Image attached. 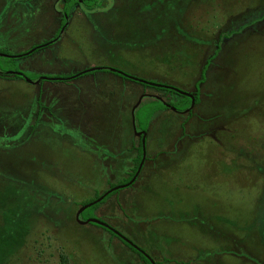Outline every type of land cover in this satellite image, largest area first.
<instances>
[{"label": "rangeland", "instance_id": "rangeland-1", "mask_svg": "<svg viewBox=\"0 0 264 264\" xmlns=\"http://www.w3.org/2000/svg\"><path fill=\"white\" fill-rule=\"evenodd\" d=\"M65 1L0 0V50L44 45L1 57L3 71L36 80L112 67L203 102L194 120L172 109L149 119L161 90L108 69L66 81L0 78V180L14 182L13 210L46 245L47 263L57 264L60 248L71 264L145 262L104 227L79 222L96 218L161 264H264V0H109L79 6L57 38L42 3L60 22ZM139 101L141 172L78 221L82 203L128 177Z\"/></svg>", "mask_w": 264, "mask_h": 264}, {"label": "trees", "instance_id": "trees-1", "mask_svg": "<svg viewBox=\"0 0 264 264\" xmlns=\"http://www.w3.org/2000/svg\"><path fill=\"white\" fill-rule=\"evenodd\" d=\"M84 1H89L90 5H88V10H91L94 8V5L96 7L103 6L105 3H107V0H84ZM98 1V3H96ZM73 3V1H72ZM96 3V4H95ZM72 5V4H70ZM250 18L247 20H254V13L253 11H249ZM256 16V14H255ZM257 16H261L260 18H264V5L259 9V12H257ZM227 34V33H225ZM222 36V35H221ZM227 37V36H226ZM209 60V59H208ZM210 61V60H209ZM208 61V62H209ZM100 69H106V68H100ZM89 71H83L80 73H75L72 75H65L62 76L61 80H69L72 79L80 74L86 73ZM117 73V72H116ZM6 73L3 72L2 76H6ZM121 75V74H120ZM14 77H18L17 75H13ZM72 76V77H71ZM123 76V75H122ZM126 77V76H124ZM205 80V71L202 72L201 75V80L198 82L200 83L201 81ZM169 92V90H167ZM185 100L187 103L190 102V99L188 97H185ZM163 107V105H161ZM156 111V109H152L149 116ZM141 128V127H140ZM144 128V127H143ZM138 155L136 157L135 166L133 168V172L129 175L128 178L123 180L121 183L128 182L131 177L134 175L138 164L141 160V151H142V146L141 143L139 142L138 145ZM2 174L5 176L7 175L6 172L0 171ZM6 183V185H3ZM8 180H6L4 177H1L0 180V191H4L6 194V198L3 199L0 196V264H12L13 262L16 264H49L47 263V257H46V251L44 245L41 241H39L37 238H29V234L32 231L33 226H28L27 222L25 220H21L23 216H26L23 211H20L18 208L17 211L13 210V205L14 201H16V198H14L12 194V187L16 189V186L13 182V184L10 186L7 185ZM114 186V185H112ZM111 186V187H112ZM11 190V194L8 193ZM15 191V190H14ZM115 191V190H114ZM92 201V200H90ZM90 201L84 202L82 204L88 203ZM100 202H97L93 205H91L89 208H94L96 207ZM16 205V203H15ZM26 207V206H25ZM18 220V221H17ZM105 228V227H104ZM107 229V228H105ZM112 235L115 236L113 232H111L109 229H107ZM47 239H50L51 236L48 234L46 235ZM132 251L137 253L139 257L145 261L146 264H152L142 253H140L138 250L133 248L131 245L128 243L124 242ZM50 258V257H49ZM57 264H71L70 257L68 254L64 251L63 248H60L58 251V256H57Z\"/></svg>", "mask_w": 264, "mask_h": 264}, {"label": "flooded vegetation", "instance_id": "flooded-vegetation-1", "mask_svg": "<svg viewBox=\"0 0 264 264\" xmlns=\"http://www.w3.org/2000/svg\"><path fill=\"white\" fill-rule=\"evenodd\" d=\"M45 1H47V0H45ZM57 1V0H56ZM72 1H73V3H72ZM108 2H109V0H107ZM65 9H63L62 10V12L63 13H60L61 15V18H63V21H58V22H56L55 20H54V17H48V15L49 14H51L50 12H49V10L46 8V6H47V4H45L44 2L42 3V5H43V9H44V11H43V15H45L46 17V27H47V29L48 30H51L54 26H57L58 28H56V30L55 31H57L58 32V36H57V38H59V36H61L63 33H64V30H65V27L63 26L64 25V23H65V17H66V20H67V25L69 24V21L72 19V17L73 16H75V17H78V15H79V13L81 12L80 10H79V6H83V7H85V9L86 10H88V5H90L89 3V1H84V0H66L65 2ZM96 3H98V1H96ZM95 3V4H96ZM115 3H116V1H115ZM70 4H72V5H70ZM49 8V7H48ZM95 8H97L95 5H94V8L93 9H95ZM59 12V11H58ZM68 14H69V16H68ZM71 14V15H70ZM52 15V14H51ZM58 15V14H57ZM62 29V30H61ZM61 31V32H60ZM56 38V39H57ZM50 43V42H49ZM42 46H44V45H42L41 43L39 44V45H37V46H34L33 48H31L30 50H25V51H22V52H20V53H17V54H11V53H8V52H5V51H3V50H0V58L1 57H6V58H18V57H21V56H24V55H28V54H31V53H33V52H35V51H37V50H39L40 49V47H42ZM209 60H211V58L209 59ZM208 59H207V61L206 62H208L209 61ZM106 69H108V68H106ZM86 70V69H85ZM3 72H5L6 74V76H2L3 75ZM15 72H22V71H20V70H9V71H3L1 68H0V78H3V79H9V78H13L14 76L13 75H17L18 77H15V78H22V79H24V80H26L25 79V77H28L24 72H22L23 73V75L24 76H20V75H18V74H16ZM207 73V71L205 70V80H203V82L201 81L200 83H204L205 81H206V74ZM130 75H132V74H130ZM72 76H74L73 74H72ZM71 76V77H72ZM134 76V75H133ZM137 77V76H136ZM28 78H30V77H28ZM51 78H55V79H51ZM61 78H63L62 76H55V77H40V78H37L36 80H33V79H31L32 81H28V82H31V83H34V82H39L40 80H43V79H49V80H51V81H64V80H61ZM139 78H142V77H139ZM142 79H144V80H146V81H150V80H148V79H145V78H142ZM27 81V80H26ZM150 82H152V81H150ZM141 83V82H140ZM153 83H157V82H153ZM200 83H197V86L200 84ZM142 84H144V85H151V84H148V83H142ZM157 84H159V85H151V86H154V87H156V88H158L159 90H161L160 92V94H159V98H160V100H161V105H163V107H161V108H159V109H156V111L151 115V117L149 116V119H151L152 117H153V115L156 113V112H158L159 110H163V109H172V110H174V112H176V113H178V114H186V115H184V117H185V119L186 120H194V116H192L193 114H192V110H193V108L194 107H196V106H201V104H202V100H203V98H201V96L200 97H198L197 95H194L193 93H190V92H188L189 94H191L192 96H193V104H192V98L191 97H189V96H187V95H183V94H180L179 92H177V91H175V89L174 88H177V87H174V86H172V85H170V84H166V83H157ZM200 85H202V84H200ZM202 87V86H201ZM177 89H179V88H177ZM167 90H169V92H171V93H175V94H178L179 95V98H174V97H172L169 93H168V91ZM180 90H182V89H180ZM182 91H185V90H182ZM185 92H187V91H185ZM184 96L185 97H188L189 99H190V102L189 103H187L186 102V100H185V98H184ZM144 97H145V95H144ZM152 97H154V96H152ZM143 98V97H142ZM141 102V101H140ZM139 105V104H138ZM137 105V106H138ZM136 106V107H137ZM135 107V108H136ZM196 109H197V107H196ZM135 110V109H134ZM148 125V124H147ZM32 127V126H31ZM146 130H147V128L146 127H144V128H139V130L137 131V132H143V133H145V135H144V141L146 140ZM202 130V129H201ZM136 131H135V133H136ZM136 136H137V138H138V143L140 142L141 143V146H142V138H143V134H140V135H138V134H136ZM145 143V142H144ZM134 144V143H133ZM138 145L139 144H137V143H135L134 144V149H137L138 148ZM137 154V153H136ZM145 160V159H144ZM135 161V160H134ZM132 163V162H131ZM134 163V165H133V167L132 168H130V170H129V174H128V177H129V175L133 172L132 170H133V168H134V166H135V162H133ZM132 163V164H133ZM140 163V162H139ZM143 164H144V161H143ZM143 164H142V166H141V169H140V171L138 172V174L136 175V177H135V179L132 181V183H130V184H133L134 183V181L137 179V177H138V175H139V173L141 172V170H142V167H143ZM138 166H139V164H138ZM138 168V167H137ZM136 171H137V169H136ZM136 171H135V173H136ZM135 173H134V175H135ZM134 175L131 177V179L134 177ZM128 177H126V178H128ZM130 179V180H131ZM129 180V181H130ZM128 181V182H129ZM125 183H127V182H125ZM124 184V183H123ZM113 187V186H112ZM111 187V188H112ZM108 191V190H107ZM107 191H105V192H101V193H99L100 195L98 196V197H100V196H103V198L99 201V202H101L102 200H104V199H106L109 195H110V193H112L113 191H111V192H109V193H107V194H105ZM113 228V227H112ZM116 230V229H115ZM111 231V230H110ZM111 232H113V231H111ZM119 232V231H118ZM114 233V232H113ZM120 233V232H119ZM115 234V233H114ZM121 234V233H120ZM123 235V234H122ZM115 236H117L116 234H115ZM119 237V236H118ZM119 239L123 242L124 240H122L120 237H119ZM125 242V241H124ZM127 243V242H126ZM130 245V244H129ZM135 245V244H134ZM133 247V246H132ZM138 247V246H137ZM134 248V247H133ZM139 249H140V253H142L152 264L154 263V264H161L160 262H158V261H156V260H154V259H152L145 251H143V249L142 248H140V247H138ZM136 249V248H135ZM137 250V249H136ZM142 260V259H141ZM144 261V260H143ZM143 264H146L145 262L143 263ZM162 264H164V263H162Z\"/></svg>", "mask_w": 264, "mask_h": 264}, {"label": "water", "instance_id": "water-1", "mask_svg": "<svg viewBox=\"0 0 264 264\" xmlns=\"http://www.w3.org/2000/svg\"><path fill=\"white\" fill-rule=\"evenodd\" d=\"M100 68H102V67H94V66H93V67H90L89 69H86V70H84V71H93V70L100 69ZM108 70L113 71V72H117L118 74H121V75H123V76H126V77L129 78V79H132V80H135V81H138V82H141V83H148V84H151V85H159V84H157V83H153V82H150V81H146V80H144V79H142V78H139V77H136V76H133V75L127 74V73H125V72H123V71H121V70H118V69H116V68L109 67ZM15 73L18 74V75H20V76H24L22 72H15ZM25 79H26L27 81H32V80H31L30 78H28V77H25ZM51 79H55V78H51ZM174 89H175V91L179 92L180 94L187 95V96L191 97V98H192V104H193V96H192L191 94H189L188 92L182 91V90H180V89H177V88H174ZM139 103H140V101H139V102L134 106V108L132 109V114H133V120H132V121H133V127H134V130H135V131H136V127H135V119H134V109H135V107H136ZM136 134H138V135L143 134V138H142V145H143V158L141 159V161H140V163H139V166H138V168H137V171H136L134 177H133L129 182H127V183H124V184H122V185H117V186H114V187L110 188L105 194H107V193H109V192H111V191H114V190H116V189H118V188H120V187H123V186H126V185L132 183V181L135 179L136 175H137L138 172L140 171L141 166H142L143 161H144V158H145V153H144V144H145V143H144V142H145V141H144V135H145V133H143V132H137V131H136ZM102 198H103V196H100V197L96 198L95 200L90 201V202L85 203V204H83L82 206H80V208L77 210V212H76V214H75V218L79 221V214H80L83 210H85L86 208H88V207H90L91 205H93V204L99 202ZM79 222H80V223L93 222V223H96V224H98V225H100V226H102V227H105V228H107V229L113 231V232H114L117 236H119L122 240H124L125 242H127L128 244H130L131 246H133L134 248H136L137 250L140 251V249H139L136 245H134L133 242H131L127 237H125L124 235L120 234L117 230H115L114 228H112L109 224H107V223L104 222V221H101V220L96 219V218H88V219H86V220H84V221H79ZM140 252H141V251H140ZM153 264H154V263H153Z\"/></svg>", "mask_w": 264, "mask_h": 264}, {"label": "crops", "instance_id": "crops-1", "mask_svg": "<svg viewBox=\"0 0 264 264\" xmlns=\"http://www.w3.org/2000/svg\"><path fill=\"white\" fill-rule=\"evenodd\" d=\"M44 91H43V93H44V99H42V100H46V97H45V95L47 96L48 94H47V92H48V89H43ZM42 91V90H41ZM37 100V99H36ZM45 103V102H44ZM35 104L38 106V104H37V102H35ZM39 108L37 107V109H35V111H37L36 113L38 114L40 111H41V109H39ZM30 112H31V109L29 110ZM35 111H33V112H35ZM36 113H35V115H36ZM32 129H34V126H32L31 127ZM1 129H2V127L0 126V131H1ZM134 143V142H133ZM131 144V147H132V150H134V144ZM136 153V152H135ZM134 153V155L132 156V158H131V161H132V163L134 162V156H136V154ZM133 165H134V163L133 164H131V166L130 167H128V171L130 170V168H132L133 167ZM256 255V253L255 252H253V253H251V252H249V254L248 255H246V256H248L250 259H252V260H254L255 258H254V256ZM250 262H251V260H250ZM252 263V262H251ZM211 264V263H210Z\"/></svg>", "mask_w": 264, "mask_h": 264}]
</instances>
